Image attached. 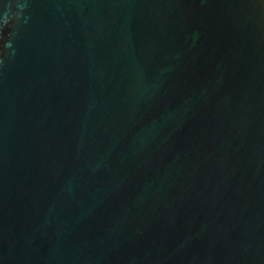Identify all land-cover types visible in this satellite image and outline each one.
Instances as JSON below:
<instances>
[{"label": "water", "instance_id": "1", "mask_svg": "<svg viewBox=\"0 0 264 264\" xmlns=\"http://www.w3.org/2000/svg\"><path fill=\"white\" fill-rule=\"evenodd\" d=\"M0 264H264V0H0Z\"/></svg>", "mask_w": 264, "mask_h": 264}]
</instances>
